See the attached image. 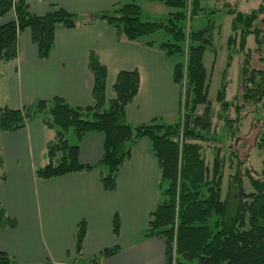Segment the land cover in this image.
Masks as SVG:
<instances>
[{"label": "trees", "instance_id": "obj_1", "mask_svg": "<svg viewBox=\"0 0 264 264\" xmlns=\"http://www.w3.org/2000/svg\"><path fill=\"white\" fill-rule=\"evenodd\" d=\"M147 1L162 2L171 10L163 18L144 20L141 5L131 1L90 14L51 5L47 13L39 15L31 11L26 0H0V19L11 12L15 14L13 20L0 24V61L18 56L19 37L27 28L41 59L50 56L55 31L60 27L105 21L116 30L118 39L131 42L163 31L166 39L160 42L150 39L145 44L150 47L157 44L166 55L182 58L173 66L174 82L183 94L182 121L166 124L155 119L130 123L126 107L138 93L139 71H121L109 98L108 69L92 51L89 68L94 76V88L89 106H73L62 96L36 99L17 109L0 105V132L16 131L37 118L42 119L54 135L46 143V162L36 168V177L50 179L99 169L100 181L108 191L116 189L120 168L130 158L132 147L141 138H147L159 161L158 187L162 190L164 183L167 186L139 240L162 239L166 244L167 264H264V158L263 168L257 172L244 166L247 157L242 158L235 148L248 109L264 104V0L250 12H243L229 2L217 8L204 0ZM219 12L232 17V32L227 39L230 52L222 85L214 103L208 97L211 77L204 58L207 48L214 47L216 31L221 30L215 21ZM197 17L206 19V25L199 29L193 25ZM250 36L254 37V48L248 47ZM234 53L240 57L239 92L228 100ZM254 108L250 112L256 113ZM71 130L76 143L68 140ZM90 132L105 135L104 154L98 163L85 165L79 159V143ZM229 140L233 142L229 144ZM257 147L264 149V135ZM227 166L235 169L227 176L225 192ZM245 178L251 190L246 189ZM14 226L16 219L0 205V228ZM119 227L115 215V234ZM86 231L87 223L82 220L75 233L79 256ZM120 248H105L86 262L74 260L73 263L101 264L104 257ZM0 264L19 263L0 251Z\"/></svg>", "mask_w": 264, "mask_h": 264}, {"label": "crops", "instance_id": "obj_2", "mask_svg": "<svg viewBox=\"0 0 264 264\" xmlns=\"http://www.w3.org/2000/svg\"><path fill=\"white\" fill-rule=\"evenodd\" d=\"M26 1L33 13L42 15L51 5L90 14L135 0ZM204 1L209 5L214 1L239 5V0ZM243 1L249 4L248 0ZM250 1L254 7L261 2ZM14 18L11 12L0 19V24ZM150 39L161 41L151 37L133 42L120 40L105 21L60 27L55 31L50 56L41 59L27 28L19 37L18 56L0 61V105L17 109L36 99L62 96L73 106H89L94 88L89 55L93 51L108 69L109 98L121 71H139L138 93L126 107L130 123L155 119L176 123L181 116L183 94L173 79L175 62L156 45L147 46L145 41ZM53 135L40 118L25 128L0 132V205L16 219V226L0 228V251L19 264H74V260L86 262L105 248L119 246L120 250L104 257L101 264H167L162 239L139 240L162 199L159 161L149 139L141 138L132 147L130 158L120 168L116 189L108 191L100 181L99 169L50 179L36 177V168L46 162V143ZM104 143L103 133L86 134L79 143L80 162L98 163L104 154ZM115 215L120 224L117 234L113 231ZM82 220L87 223V231L79 256L75 233Z\"/></svg>", "mask_w": 264, "mask_h": 264}, {"label": "rangeland", "instance_id": "obj_3", "mask_svg": "<svg viewBox=\"0 0 264 264\" xmlns=\"http://www.w3.org/2000/svg\"><path fill=\"white\" fill-rule=\"evenodd\" d=\"M142 7L143 19H159L163 18L171 10L169 6L162 2H148L147 0H135ZM248 3H245L243 0H239L238 8L243 12H250L254 7L253 2L248 0ZM212 6L217 8L222 7L220 1H214ZM242 4V5H241ZM235 5V4H233ZM231 16L225 15L223 13H217L215 15V21L217 25L221 26L220 32L218 30L214 36V47H208L205 53V65L210 74V87H209V99L216 103L217 93L222 85L223 72L227 65V58L229 55V48L227 46L228 36L231 34ZM11 21V20H9ZM194 28L199 29L206 25V19L203 17H197L193 22ZM154 39L163 40L166 39V35L163 31H158L155 34L149 36ZM157 46V44H155ZM158 47V46H157ZM248 47L254 48L255 42L254 37L250 36L248 38ZM171 62H178L182 58L178 55L168 56ZM240 57L239 54L234 53L233 59L231 61V67L229 70V86L227 88V99L230 100L235 94L239 92L238 79H239V69H240ZM254 106L250 107L252 110ZM248 109L245 119L243 120V125L241 128V137L238 138V141L235 142V148L239 149L240 155L242 158L247 157L244 166L251 167L255 171L260 172L263 168L262 160L264 158V149L257 147V142L260 141L262 135H264V104L259 105L256 109V113L250 112ZM182 121L180 119L176 122ZM216 122L217 119L214 118ZM171 123V124H176ZM169 124V123H166ZM69 142H74V133L69 131ZM220 135V134H219ZM233 140H229L228 143H232ZM205 146L209 145L207 143ZM213 145V144H212ZM210 150L208 151V153ZM235 165V164H234ZM235 166H227L225 172V181H224V191L227 189V176L230 173H233ZM245 187L247 190H251L252 187L249 183L248 178H245ZM167 184L164 183L162 190L166 188ZM164 199V198H163Z\"/></svg>", "mask_w": 264, "mask_h": 264}]
</instances>
